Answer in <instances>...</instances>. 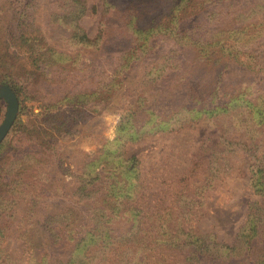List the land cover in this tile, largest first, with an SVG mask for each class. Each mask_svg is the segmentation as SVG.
Listing matches in <instances>:
<instances>
[{
	"label": "rangeland",
	"instance_id": "1",
	"mask_svg": "<svg viewBox=\"0 0 264 264\" xmlns=\"http://www.w3.org/2000/svg\"><path fill=\"white\" fill-rule=\"evenodd\" d=\"M13 1L0 0V84L19 89L21 121L41 127L42 114L71 116L78 111L68 132L50 131L55 136L51 150L43 148L41 139L30 141L38 136L30 125L27 131L17 127L1 143L0 264H67L72 259L137 264L141 257L134 252L148 247L153 252L145 254V264H183L171 243L98 241L81 251L69 241L70 212L77 210L88 227L93 207V201H78L74 194L81 162L85 156H101L105 148L124 160L135 156L139 161V200L146 214L142 228L153 232L147 240L155 237L153 220L159 216L173 229L172 239L184 243L180 247L194 239L176 230L203 237L211 250L239 242L236 236L248 215L256 207L264 209L263 197L249 187L254 161L240 146L252 148L256 158L264 155V102L258 107L245 102L264 94V0H178L180 7L172 12L173 0H25L33 5L32 17L27 24L25 17L21 20L20 32L7 25L22 17V0ZM153 16L158 26L139 50L140 58L122 55L137 41V27H149L144 22ZM171 18L180 21L175 34L173 26H159ZM23 30L55 49V56L34 61L21 52L23 47L9 46L4 34L18 36ZM74 33L85 34L90 42L77 44L70 39ZM227 33L229 46L242 51L241 59L257 60L253 71L231 62L221 64L217 75L219 61L212 68L197 63L199 44L210 50L207 44ZM183 70L193 75L186 86ZM124 74L127 79L122 86L115 84L109 100L99 96L107 83ZM138 97H143L139 104ZM219 104L223 109L214 111ZM152 105L165 107L163 122L149 115ZM203 105L207 110L199 112ZM6 111L0 100V124ZM16 168L21 178L12 182ZM249 262L240 256L227 264Z\"/></svg>",
	"mask_w": 264,
	"mask_h": 264
},
{
	"label": "trees",
	"instance_id": "2",
	"mask_svg": "<svg viewBox=\"0 0 264 264\" xmlns=\"http://www.w3.org/2000/svg\"><path fill=\"white\" fill-rule=\"evenodd\" d=\"M6 1L9 3L8 5L14 4L13 0ZM177 1L178 0H173L169 11L172 12L174 9L180 7V3ZM72 2L78 3V0H72ZM23 5L24 9L22 11L21 19H9L7 22L9 28L13 25L18 29L21 27V20H23L24 17L25 24H27L26 19L32 17L29 12V8L33 6L32 3L30 1L25 2V0H22L21 6ZM11 8L12 7L8 8V12ZM168 17L170 18V15H168ZM156 21L157 16H153L144 22L146 25L150 24L149 27L145 29L143 24L142 26L137 27L136 32L139 34L137 41H133L131 47L123 52L122 55L128 57L135 55L136 60H138L140 58L138 53L143 52L139 50L144 49L147 46L148 36H150V33L154 31L152 28L158 26V22L156 23ZM167 24L173 26L171 33L175 34L180 30V21L174 23L173 18H171L170 21L164 20L160 22L159 26H162L163 28L166 27ZM18 31L20 32V29H18ZM188 31L189 30H186L184 32ZM4 36L7 37L9 46H16L18 49L23 47L24 49L21 52H26L30 55V57H34V61L47 62L57 53V51L52 47L42 45V40L38 41L37 38H34L25 30H23L18 36L13 32H6ZM70 39L74 40L77 44H87L90 42L85 34L74 33L70 36ZM230 39V33H227V35H219L215 40L210 41L209 44L205 43L208 47H210V50L205 51L203 49L204 45L199 44L201 49L199 51L200 55H198L196 59L197 63L204 64L207 65V67L212 68L211 65L214 64V61H219V63L216 64V68L218 69L217 75H220L223 71V68L219 67L221 64L224 65L231 62H236L246 66L247 69H251L253 71L254 64H258L257 60H253L252 56H248V60L241 59L242 51L235 46H229ZM131 68L132 67L130 65L127 67L128 70ZM26 72L29 73V71ZM180 77L184 80L183 85L186 86V81L192 79L193 75L191 72L185 73L183 70ZM124 79H127V74H124V77L120 80L116 81L113 79L112 82L107 83L103 94L99 93V96L101 98L103 97L104 100H109L114 94L113 91L115 90V84L117 86H122V81ZM7 85H9V87L14 91L18 101L21 103L19 89L15 88L11 84ZM247 85L249 86L250 84ZM64 98L68 102L73 101V98L69 94H66V97ZM142 99L143 97H138L136 101L137 104H139ZM245 102L247 106L251 105L252 107H258L261 102H264V94L253 97L249 101L246 99ZM138 107H141V105ZM152 107L153 109L149 115L155 117L154 120L163 122V110L165 107L156 105H152ZM156 108H159V110ZM213 109L214 111L219 109L222 110L223 106L219 104L216 107H213ZM205 110L207 109L204 105L198 109L199 112ZM74 111L78 110H73L71 116L59 114L51 115L49 113L42 114L43 119L40 122V127L37 126L35 122H28L26 124L23 123L20 119L21 109H19L18 117L10 131V134L17 130V127L21 128L22 126H24L27 131L30 125L33 127L32 132L38 136H30L32 139L26 140L35 142L37 138L38 140L41 139L42 144L47 146L43 148L51 150V143L55 136H52L50 131L54 130L58 135L68 132L74 123ZM132 116H134L133 113L126 116L127 122L130 125ZM52 119H54L55 122H53ZM261 124L264 126V116ZM130 127H133V125ZM134 133V138L139 136V131H135ZM8 138L9 135L6 140H8ZM26 140L23 142H26ZM18 142H20V139ZM240 146L248 152V154H250L254 161L250 166L251 177L249 187L255 194L263 197L264 199V155L256 158L255 155L251 154V151L253 150L252 148L245 145ZM15 165H17V163ZM138 165L139 161L137 157L132 156L124 160L121 156L115 155V153L110 154L107 148L104 149V153L101 156L100 154L96 157L85 156L82 160L80 165L81 167L79 169V171H82L77 182L78 184L74 183V190H76V193L74 192V194H77L78 201H81V199L84 198H88L93 201V207L90 209L88 227L84 225V219L81 218L77 210H72V212H70L69 220H71L70 224L73 229L71 230L72 235L69 237V241L76 245L75 248L80 246L77 250L83 251L84 249H88L91 244H94L93 242L98 241H104V243L106 242L109 244L121 241H132L137 243H147V241H152L153 243H171L176 249H179V254L183 260V264H204V262H208L210 264H227L229 261L240 256H247L250 260L248 264H264V244L262 245V249L258 246L259 243H262L264 240V209L257 207L248 215L245 225L236 236V239L239 238V242H236L232 246L221 244L217 245L215 250H211L208 248V244H206L203 237L194 236L190 232H186L184 230H176V233L184 235L186 239H194V241H189L187 246L180 247L184 245V243H179V240L176 242L172 239L173 234L171 232H173V229L167 221L161 220L159 216L155 218L156 220H153V230H156L155 237L151 240H147V237L151 236L153 232L148 233V230L146 231L142 228V226L146 223V214L144 213V208L141 207L139 200L141 187L139 183L140 173ZM100 167L102 168L100 169ZM15 172L17 174L13 178L12 182L20 181L21 178L22 173L20 169L16 168ZM166 237H170V239L164 240ZM242 239L244 240L242 241ZM141 252H134V254L141 257L137 259V264H145V261H147L145 254L153 251L148 247L141 250ZM154 252L159 253L157 251ZM57 263L63 264L64 262L55 261L49 264ZM83 263L84 261L82 260L77 261L72 259L67 264Z\"/></svg>",
	"mask_w": 264,
	"mask_h": 264
},
{
	"label": "water",
	"instance_id": "3",
	"mask_svg": "<svg viewBox=\"0 0 264 264\" xmlns=\"http://www.w3.org/2000/svg\"><path fill=\"white\" fill-rule=\"evenodd\" d=\"M0 100L7 105V111L3 122L0 124V145L11 131L18 113L19 101L14 91L6 84H0Z\"/></svg>",
	"mask_w": 264,
	"mask_h": 264
}]
</instances>
